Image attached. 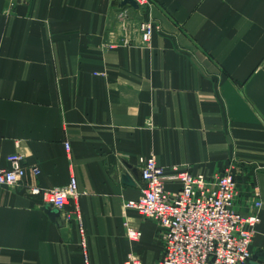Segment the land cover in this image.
I'll list each match as a JSON object with an SVG mask.
<instances>
[{"label":"crops","instance_id":"obj_1","mask_svg":"<svg viewBox=\"0 0 264 264\" xmlns=\"http://www.w3.org/2000/svg\"><path fill=\"white\" fill-rule=\"evenodd\" d=\"M121 1L0 0V165L23 154L25 182L41 188L76 176L92 264L163 257L158 223L125 208L141 196L142 158L206 177L230 168L238 211L259 186L248 264H264V0H152L149 47L145 16ZM47 206L0 186V264H85L78 223Z\"/></svg>","mask_w":264,"mask_h":264},{"label":"built area","instance_id":"obj_2","mask_svg":"<svg viewBox=\"0 0 264 264\" xmlns=\"http://www.w3.org/2000/svg\"><path fill=\"white\" fill-rule=\"evenodd\" d=\"M139 9L146 8L140 23L144 46L149 47L154 31L152 0H136ZM70 156V146L66 144ZM7 167L0 165V186H24L45 205H51L63 215L66 224L76 221L81 235L80 245L85 264L89 259L88 245L82 222L77 178L71 175L69 184L57 188H41L25 182L28 167L21 153L6 158ZM35 175L39 169H31ZM144 187L137 201L125 203L126 209L136 210L143 218L154 220L160 228L163 257L158 264H248L252 258L251 246L261 223L263 203L259 186L253 187L254 201L248 213L236 209L238 186L234 173L226 168L212 177L194 175L187 165L172 166L167 170L154 156L141 159ZM169 171V172H168ZM167 182H179V191H168ZM68 208V206H71ZM129 241L141 238L140 228L130 220L125 223ZM124 264H142L139 256L130 255Z\"/></svg>","mask_w":264,"mask_h":264},{"label":"water","instance_id":"obj_3","mask_svg":"<svg viewBox=\"0 0 264 264\" xmlns=\"http://www.w3.org/2000/svg\"><path fill=\"white\" fill-rule=\"evenodd\" d=\"M119 7H120L121 9H124V8H133V9H136V10L139 9V5L137 4L136 0H122V1L119 3ZM124 179H127V181H128L129 183L132 182L128 176H126ZM45 210H46V212H47L51 217H59V213H58V212H54V211L52 210V206H51V205H48V206L45 208Z\"/></svg>","mask_w":264,"mask_h":264},{"label":"rangeland","instance_id":"obj_4","mask_svg":"<svg viewBox=\"0 0 264 264\" xmlns=\"http://www.w3.org/2000/svg\"><path fill=\"white\" fill-rule=\"evenodd\" d=\"M147 10H146V8H143L142 10H141V13H142V15L144 16V12H146Z\"/></svg>","mask_w":264,"mask_h":264}]
</instances>
